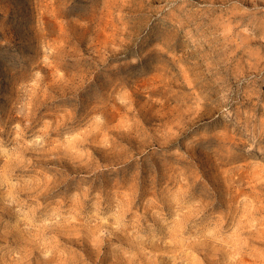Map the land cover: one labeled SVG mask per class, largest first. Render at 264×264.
Returning a JSON list of instances; mask_svg holds the SVG:
<instances>
[{
    "label": "rangeland",
    "instance_id": "rangeland-1",
    "mask_svg": "<svg viewBox=\"0 0 264 264\" xmlns=\"http://www.w3.org/2000/svg\"><path fill=\"white\" fill-rule=\"evenodd\" d=\"M224 3L0 0V264H264V0Z\"/></svg>",
    "mask_w": 264,
    "mask_h": 264
},
{
    "label": "bare ground",
    "instance_id": "bare-ground-1",
    "mask_svg": "<svg viewBox=\"0 0 264 264\" xmlns=\"http://www.w3.org/2000/svg\"><path fill=\"white\" fill-rule=\"evenodd\" d=\"M243 1H244V0H243ZM222 2L224 3L225 0H222ZM246 3H247V2H246ZM251 3H252V1H251ZM255 3H256V2H255ZM219 4H220V3H219ZM224 4H225V3H224ZM224 4H223V5H224ZM233 4H234V3H233ZM248 4H249V3H248ZM263 5H264V4H263ZM227 6H228V5H227ZM227 6H226V7H227ZM223 7H224V6H223ZM220 9H221V8H220ZM226 10H227V9H226ZM224 11H225V10H224ZM231 12H232V11H231ZM225 15H226V14H225ZM228 15H229V14H228ZM228 15H227V16H228ZM231 16H232V15H231ZM237 17H238V16H237ZM234 18H235V17H234ZM230 19H231V18H230ZM225 22H226V20H225ZM224 24H225V23H224ZM224 24H223V25H224ZM255 43L258 44L257 42H255ZM255 43H254V44H255ZM256 44H255V45H256ZM257 47H258V46H257ZM260 53H261V52H260ZM255 60H256V59H255ZM260 65H261V64H260ZM260 65H259V66H260ZM254 68H255V69L257 68L256 63H255V65H254ZM251 69H252V68H251ZM259 71H260V70H259ZM260 73H261V72H260ZM254 75H255V74H254ZM257 75H258V74H257ZM252 76H253V75H252ZM254 78H255V77H254ZM254 80H255V79H254ZM205 86H206V85H205ZM202 87H203V86H202ZM206 89H207V88H206ZM203 90H204V89H203ZM185 99H186V98H185Z\"/></svg>",
    "mask_w": 264,
    "mask_h": 264
}]
</instances>
